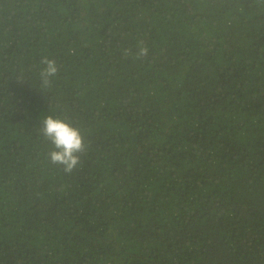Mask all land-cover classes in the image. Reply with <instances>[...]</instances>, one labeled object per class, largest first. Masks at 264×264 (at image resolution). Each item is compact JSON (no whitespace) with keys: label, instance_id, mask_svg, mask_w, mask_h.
Returning <instances> with one entry per match:
<instances>
[{"label":"trees","instance_id":"16d2710c","mask_svg":"<svg viewBox=\"0 0 264 264\" xmlns=\"http://www.w3.org/2000/svg\"><path fill=\"white\" fill-rule=\"evenodd\" d=\"M0 264H264V0H0Z\"/></svg>","mask_w":264,"mask_h":264},{"label":"clouds","instance_id":"9594fccd","mask_svg":"<svg viewBox=\"0 0 264 264\" xmlns=\"http://www.w3.org/2000/svg\"><path fill=\"white\" fill-rule=\"evenodd\" d=\"M130 51L125 50V55ZM147 53L148 49L141 43L135 55L139 58ZM40 63L43 65L39 74L41 88H48L57 76L59 68L56 61L48 57H43ZM40 131L54 146L48 153L50 162L63 166L66 174H72L80 164V154L85 152L87 147L80 129L64 119L48 115L42 120Z\"/></svg>","mask_w":264,"mask_h":264}]
</instances>
